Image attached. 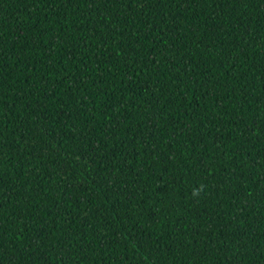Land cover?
<instances>
[{
	"label": "trees",
	"instance_id": "16d2710c",
	"mask_svg": "<svg viewBox=\"0 0 264 264\" xmlns=\"http://www.w3.org/2000/svg\"><path fill=\"white\" fill-rule=\"evenodd\" d=\"M0 264H264V0H0Z\"/></svg>",
	"mask_w": 264,
	"mask_h": 264
}]
</instances>
